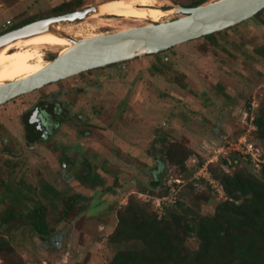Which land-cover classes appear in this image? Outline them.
I'll return each instance as SVG.
<instances>
[{"label":"rangeland","instance_id":"obj_1","mask_svg":"<svg viewBox=\"0 0 264 264\" xmlns=\"http://www.w3.org/2000/svg\"><path fill=\"white\" fill-rule=\"evenodd\" d=\"M64 1L0 0V30ZM111 1L81 0V7ZM127 1L168 11L189 0ZM181 15L175 10L163 20ZM152 22L123 13L58 27L92 37ZM215 34L139 56L126 65L83 72L0 105V237L7 243L5 264L17 257L24 264H110L118 250L136 245L110 241L118 209L132 194L157 212L158 198L165 196L167 205H198L211 214L226 195L199 180L204 176L200 160L208 163V170L210 162H215L213 168L220 166L236 152L228 149L230 143L248 132L264 161V140L257 137L253 123L264 103V57L256 51L264 46V9L260 16ZM40 52L20 48L1 54L0 84L32 73L56 53L46 49L44 58ZM116 70L121 73L115 75ZM49 97L64 100L69 113L53 135L30 143L23 113ZM172 141L187 142L194 150L188 171L161 153ZM159 164L165 170L155 187L152 180L160 174ZM78 193L82 209L71 221L63 209L69 196ZM42 206L48 238L32 223ZM192 244L197 246L195 240Z\"/></svg>","mask_w":264,"mask_h":264},{"label":"trees","instance_id":"obj_2","mask_svg":"<svg viewBox=\"0 0 264 264\" xmlns=\"http://www.w3.org/2000/svg\"><path fill=\"white\" fill-rule=\"evenodd\" d=\"M207 1L189 0L183 5L195 6ZM81 6V0H67L14 26ZM215 33L203 37L211 39ZM256 51L264 57V46ZM253 121L257 137L264 140V103ZM31 127L29 123L28 128ZM162 152L167 161L182 171H188V159L195 155L187 142L178 141L170 142L165 150L162 148ZM202 160L198 167L204 165ZM212 163L215 162L209 163V171L223 185L226 195L217 203L213 213H203L198 205L176 202L165 204V213L161 215L132 194L129 201L118 209V224L110 234V241L118 244L133 242L136 245L118 250L110 264H264V161L259 170L252 159H245L239 152H234L220 166L213 168ZM157 167L160 174L152 180L155 187L161 184V174L165 170L164 165ZM199 180L211 185L205 178ZM80 196V193L69 196L63 209L64 215L69 214L71 221L82 209L77 201ZM44 210V206L37 210L32 216V223L38 232L48 238L50 228ZM193 240L197 246H193ZM0 257L8 259L4 252L0 253ZM10 264L24 262L17 257V261Z\"/></svg>","mask_w":264,"mask_h":264},{"label":"water","instance_id":"obj_3","mask_svg":"<svg viewBox=\"0 0 264 264\" xmlns=\"http://www.w3.org/2000/svg\"><path fill=\"white\" fill-rule=\"evenodd\" d=\"M100 5L79 7L61 14L28 22L0 35V49L19 39L54 32L71 40L64 52L40 71L22 79L0 84V105L47 84L91 69L160 53L184 42L201 38L254 17L264 9V0H209L199 5H177L183 15L170 20L103 33L75 37L59 30V24L80 21L99 12Z\"/></svg>","mask_w":264,"mask_h":264},{"label":"bare ground","instance_id":"obj_4","mask_svg":"<svg viewBox=\"0 0 264 264\" xmlns=\"http://www.w3.org/2000/svg\"><path fill=\"white\" fill-rule=\"evenodd\" d=\"M175 11V8L169 9L168 11H164L161 8L156 7H139L135 6L131 2L127 0H113L110 3H104L100 4L99 12L91 15L90 17H98L101 15L106 14H131L133 16H139V17H146L149 20L153 21H160L163 20V17L169 13ZM59 30H63L62 28H59ZM64 31V30H63ZM66 32V31H65ZM68 33V32H66ZM69 34V33H68ZM72 35V34H71ZM75 36V35H73ZM78 37V36H75ZM72 44L71 40H69L66 37H63L59 34H56L54 32H46L43 34L35 35L29 38L25 39H19L17 41L11 42L0 49V55L14 49H20V48H30L36 51L41 50L40 55L44 57V50L48 49L51 52H64L69 48V46ZM45 58V57H44ZM49 64V63H48ZM47 65V64H46ZM46 65H43L36 70H34L32 73L22 77L25 78L27 76H30L41 69H43ZM21 78V79H22Z\"/></svg>","mask_w":264,"mask_h":264},{"label":"flooded vegetation","instance_id":"obj_5","mask_svg":"<svg viewBox=\"0 0 264 264\" xmlns=\"http://www.w3.org/2000/svg\"><path fill=\"white\" fill-rule=\"evenodd\" d=\"M14 25L15 24H12L10 26H5L3 29L0 30V35L11 29L18 27ZM129 61L130 60L119 62V63H113V64L105 65V66L91 69V70H96V69H100L104 67H111V66L118 65V64L126 65ZM113 73L115 75H119L121 71L116 70ZM18 79H21V78H18ZM58 82L59 81L53 82L45 86H48V85L50 86ZM69 109L70 107L66 105L64 100L55 101L54 99L50 97L41 98L40 100H38L36 104L34 105V107L31 108L28 112L23 113V116H22V120L24 121V124H25L27 140L30 143L31 142L33 143L34 141H37L40 138H47L53 135L55 131L58 129V127L60 126V124L62 123L63 118L68 115ZM29 123L32 126L31 129L28 128ZM30 136L34 138L33 141L31 140ZM5 247H6V239L0 237V253L5 250ZM0 264H5V259L3 257H0Z\"/></svg>","mask_w":264,"mask_h":264},{"label":"built area","instance_id":"obj_6","mask_svg":"<svg viewBox=\"0 0 264 264\" xmlns=\"http://www.w3.org/2000/svg\"><path fill=\"white\" fill-rule=\"evenodd\" d=\"M228 149H230V151L233 150L239 152L244 156L245 159H252L259 166L261 165V162H263V159L261 158L260 155V149L258 145L255 143V141L252 139L251 134H249L248 132H244L243 134H241V136L238 138L237 141H235V143H230ZM228 159H230V157ZM207 166L208 163L207 164L205 163L203 166H201L199 171L203 170L204 176H198V177L199 178L204 177L219 192L224 193L223 185L220 183L219 180H217L212 176ZM165 199H166L165 196L163 198H158V207H159L158 212L161 215L165 213Z\"/></svg>","mask_w":264,"mask_h":264},{"label":"crops","instance_id":"obj_7","mask_svg":"<svg viewBox=\"0 0 264 264\" xmlns=\"http://www.w3.org/2000/svg\"><path fill=\"white\" fill-rule=\"evenodd\" d=\"M124 151V150H123ZM125 152V151H124ZM101 228V227H100ZM81 240V239H80ZM81 246V245H80ZM84 246V245H83ZM76 247H78V246H76Z\"/></svg>","mask_w":264,"mask_h":264}]
</instances>
